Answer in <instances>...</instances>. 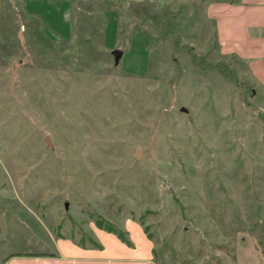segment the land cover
I'll use <instances>...</instances> for the list:
<instances>
[{
  "label": "rangeland",
  "instance_id": "obj_1",
  "mask_svg": "<svg viewBox=\"0 0 264 264\" xmlns=\"http://www.w3.org/2000/svg\"><path fill=\"white\" fill-rule=\"evenodd\" d=\"M208 1L0 0V264L99 217L143 221L159 264L264 255V87Z\"/></svg>",
  "mask_w": 264,
  "mask_h": 264
},
{
  "label": "crops",
  "instance_id": "obj_2",
  "mask_svg": "<svg viewBox=\"0 0 264 264\" xmlns=\"http://www.w3.org/2000/svg\"><path fill=\"white\" fill-rule=\"evenodd\" d=\"M206 13L216 25L222 50L247 64L264 87V0H209ZM123 230L131 243L94 227L95 245L64 237L56 240L53 254L11 255L2 264H159L154 242L141 224L128 219ZM242 242L237 250L238 263L264 264L258 243L252 238Z\"/></svg>",
  "mask_w": 264,
  "mask_h": 264
},
{
  "label": "trees",
  "instance_id": "obj_3",
  "mask_svg": "<svg viewBox=\"0 0 264 264\" xmlns=\"http://www.w3.org/2000/svg\"><path fill=\"white\" fill-rule=\"evenodd\" d=\"M144 217V215H143ZM96 224H97V227L101 228V229H105L109 232H113V233H116L123 241L127 242V243H131L128 236H127V233L117 227L115 224H113L112 222H108L107 220H105L104 218H101L99 217L97 220H96ZM140 224L142 225V227L144 228L145 232L147 233V235L153 240L154 238V233L150 231V228L148 225H144V222L143 221H140ZM259 221L258 220H255L253 221L252 223V226L251 228L254 230L256 228H258L259 226ZM262 227V226H261ZM264 228H262L263 230ZM82 245H86L88 242L90 243H96L94 241V239L92 238L91 235H87V236H84L82 240H78ZM262 243L264 244V242L262 241ZM261 244V242H260ZM95 245V244H94ZM262 251L264 252V248L262 249ZM155 256H156V259H158L157 257V254H156V250H155Z\"/></svg>",
  "mask_w": 264,
  "mask_h": 264
},
{
  "label": "water",
  "instance_id": "obj_4",
  "mask_svg": "<svg viewBox=\"0 0 264 264\" xmlns=\"http://www.w3.org/2000/svg\"><path fill=\"white\" fill-rule=\"evenodd\" d=\"M112 53H113V55H114L115 62H116V63H119V62H120V58L122 57L123 51L120 50V49H114V50L112 51ZM181 110H183V111H187V108H185V107L182 106V107H181ZM46 138H47V140H48V143L52 145L49 135H47ZM136 157H137V158L140 157V149H136Z\"/></svg>",
  "mask_w": 264,
  "mask_h": 264
}]
</instances>
